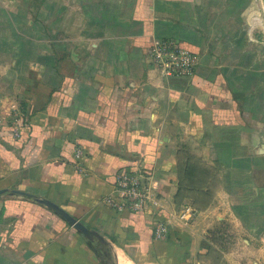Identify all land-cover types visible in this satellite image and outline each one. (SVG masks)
<instances>
[{"label": "crops", "instance_id": "1", "mask_svg": "<svg viewBox=\"0 0 264 264\" xmlns=\"http://www.w3.org/2000/svg\"><path fill=\"white\" fill-rule=\"evenodd\" d=\"M12 1L0 30L22 13ZM233 6L64 1L29 74L0 44V264H264V23ZM168 40L200 56L193 77L150 64ZM135 172L162 208L104 202ZM186 206L193 223L157 240L155 222Z\"/></svg>", "mask_w": 264, "mask_h": 264}, {"label": "built area", "instance_id": "2", "mask_svg": "<svg viewBox=\"0 0 264 264\" xmlns=\"http://www.w3.org/2000/svg\"><path fill=\"white\" fill-rule=\"evenodd\" d=\"M150 64L166 79L191 78L199 64L200 56L183 48L173 41L157 42L149 52ZM82 151L75 150V158L79 159ZM104 202L115 212L128 211L130 213H145L147 210H159L162 201L157 195L151 180L140 172L119 173L113 194L104 199ZM196 216L192 207L186 206L179 210L168 221H156L154 224L157 240H166L172 232L175 223L188 227Z\"/></svg>", "mask_w": 264, "mask_h": 264}, {"label": "rangeland", "instance_id": "3", "mask_svg": "<svg viewBox=\"0 0 264 264\" xmlns=\"http://www.w3.org/2000/svg\"><path fill=\"white\" fill-rule=\"evenodd\" d=\"M6 1H8V6H13L14 1ZM20 1L23 8L22 13L19 14L20 18L17 15L15 18L12 16L10 20H5V18L3 19L5 21L2 20V25L5 28L0 30V44H4L5 46H3L2 50L10 48L8 54L11 58L15 57L16 59H21L22 62L20 61L17 66H21L24 72L29 74L32 72V63L30 60L32 56H35V58H37V56H44L47 51L46 41L48 27H52V19L49 17L50 9H52V12L54 9L56 11L59 9L57 12H60V15H56L54 21L57 26L61 23V19L63 18L61 14L62 3L64 1L68 3V0H19V2ZM86 1L89 2L90 0ZM19 2L17 0V5ZM75 5L73 3V6ZM5 6H7V4H5ZM244 7H247L248 11V23H264L263 0H234L233 9L235 11L242 10ZM68 17L72 19V15ZM9 22L12 24H9ZM67 23L70 25V22ZM75 23H78L77 16ZM61 35L62 32L60 31L57 36L61 37ZM14 44H16V46Z\"/></svg>", "mask_w": 264, "mask_h": 264}, {"label": "water", "instance_id": "4", "mask_svg": "<svg viewBox=\"0 0 264 264\" xmlns=\"http://www.w3.org/2000/svg\"><path fill=\"white\" fill-rule=\"evenodd\" d=\"M263 3H264V0H263ZM4 193H5L4 191H0V197H1V195H3ZM55 208H56V207H55ZM56 210H57L58 212H60V213H61V214H62V215L68 220V222H69L72 226H74L76 229L82 231L83 233H85V234H87V235L89 234L87 228H86L83 224H81L80 222H78V220L72 218V217L69 216L66 212H63V211L60 210L59 208H56Z\"/></svg>", "mask_w": 264, "mask_h": 264}, {"label": "bare ground", "instance_id": "5", "mask_svg": "<svg viewBox=\"0 0 264 264\" xmlns=\"http://www.w3.org/2000/svg\"><path fill=\"white\" fill-rule=\"evenodd\" d=\"M264 9V8H263ZM120 264H125V261L120 258Z\"/></svg>", "mask_w": 264, "mask_h": 264}]
</instances>
